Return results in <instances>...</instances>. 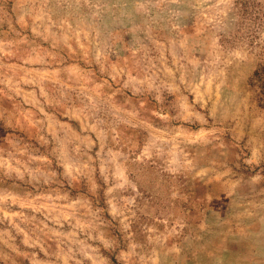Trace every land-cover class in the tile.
<instances>
[{
  "label": "clouds",
  "instance_id": "clouds-1",
  "mask_svg": "<svg viewBox=\"0 0 264 264\" xmlns=\"http://www.w3.org/2000/svg\"><path fill=\"white\" fill-rule=\"evenodd\" d=\"M262 73L264 0H0V264H264Z\"/></svg>",
  "mask_w": 264,
  "mask_h": 264
},
{
  "label": "rangeland",
  "instance_id": "rangeland-1",
  "mask_svg": "<svg viewBox=\"0 0 264 264\" xmlns=\"http://www.w3.org/2000/svg\"><path fill=\"white\" fill-rule=\"evenodd\" d=\"M256 79H257V80L264 79V73H262L261 76L257 77ZM252 86L255 87V85H252Z\"/></svg>",
  "mask_w": 264,
  "mask_h": 264
}]
</instances>
